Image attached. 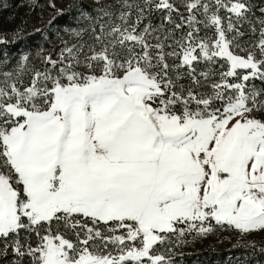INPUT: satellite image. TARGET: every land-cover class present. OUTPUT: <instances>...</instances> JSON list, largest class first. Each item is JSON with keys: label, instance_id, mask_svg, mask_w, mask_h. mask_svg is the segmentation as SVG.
Instances as JSON below:
<instances>
[{"label": "snow or ice", "instance_id": "1", "mask_svg": "<svg viewBox=\"0 0 264 264\" xmlns=\"http://www.w3.org/2000/svg\"><path fill=\"white\" fill-rule=\"evenodd\" d=\"M58 2L28 4L49 47L0 54V264H177L226 234L253 264L264 0Z\"/></svg>", "mask_w": 264, "mask_h": 264}, {"label": "rangeland", "instance_id": "2", "mask_svg": "<svg viewBox=\"0 0 264 264\" xmlns=\"http://www.w3.org/2000/svg\"><path fill=\"white\" fill-rule=\"evenodd\" d=\"M29 2L30 0H0V32L8 31V34L10 35L11 34L10 30L15 28L16 25H19L21 21H27L28 28L25 30L24 34L22 35V38H24L23 36L27 32H33L32 31L33 26H37V27L40 26V23H39V18L41 15L40 10L37 9L33 13L30 7L28 6ZM48 2L49 0H41V3H48ZM71 2L72 0H59L57 7H65L66 9L67 5L70 4ZM86 2L91 3V0H86ZM257 2H259V0H257ZM43 15H44L45 21H47L49 17L53 16L54 14L51 11H45ZM56 26L63 27L62 25L60 26L56 25ZM62 38L67 39V37H62ZM34 39L36 40L34 42H31ZM34 39L28 40L27 41L28 44H24L26 42L22 41L20 43V47L17 52L21 50H26V49L36 51L37 46H40V45H43L46 48L50 46L49 43L45 42V40L42 39L40 35H38L37 38L34 37ZM15 42L16 41H14L13 43ZM60 43H61V40L56 39L55 36H52L50 44L59 45ZM17 52H14L12 54L14 55ZM259 239L260 238L257 237V240ZM235 244H236V240L233 239L232 236L229 234H226L225 238H213V239L206 240L203 242H196L195 244H190L189 246L183 249V253H184L183 255H190L191 258L187 260L183 257L181 258L177 256L176 257L177 264H203V262L206 263V260H204L205 257L201 256L200 258L199 256L194 255V253H196V251H200L204 249L210 250L212 248L216 250H220L222 248H227L229 246L232 247ZM234 256L235 255L233 254H228L226 262L224 264H238L237 258H240L241 261L243 260V256H237V257L236 256L234 257ZM259 256L260 254L258 253V257ZM255 259L256 258H254V260ZM255 261L256 263L259 264L257 260ZM262 264H264V258L262 260Z\"/></svg>", "mask_w": 264, "mask_h": 264}, {"label": "trees", "instance_id": "3", "mask_svg": "<svg viewBox=\"0 0 264 264\" xmlns=\"http://www.w3.org/2000/svg\"><path fill=\"white\" fill-rule=\"evenodd\" d=\"M84 2L86 4H88L86 2V0H84ZM70 20V16L67 14V12L65 13L64 16L62 17H59L56 21V25H62L64 26V24L66 22H68ZM24 38H21V40L19 41H16L15 43H11L7 46H4V45H0V54H2L3 52L5 51H9L11 53H14V52H17L19 50V47H20V43L23 41V42H26L24 44H28L27 41L28 40H33L34 37H38V35L36 33H33V32H27L24 36ZM36 39H34L33 41L31 42H34ZM247 250L243 247H234V246H229L227 248H222L220 250H216L214 248L210 249V250H207V249H204V250H200V251H196V253H194V255L196 256H199L201 258L202 257H205L204 260H206V263H204L203 261V264H224L226 262V259H227V255L228 254H233L235 255L236 257L237 256H244L245 252ZM193 255V254H192ZM234 256V257H235ZM183 258L189 260L190 255H183ZM257 260V262H259V264H262V260L264 258V255H260L258 257V254L257 256L255 257ZM253 261V264L256 263V261ZM259 260V261H258ZM258 264V263H256Z\"/></svg>", "mask_w": 264, "mask_h": 264}]
</instances>
